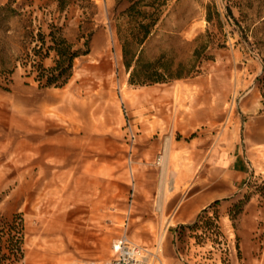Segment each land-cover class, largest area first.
<instances>
[{"label": "rangeland", "instance_id": "rangeland-1", "mask_svg": "<svg viewBox=\"0 0 264 264\" xmlns=\"http://www.w3.org/2000/svg\"><path fill=\"white\" fill-rule=\"evenodd\" d=\"M9 1L23 8L0 15V224H22L17 264L107 260L123 234L163 264H264V0H169L144 57L199 71L145 85L122 60L125 0ZM52 21L77 48L91 32L90 51L65 85L39 87L29 31ZM239 150L252 174L233 186Z\"/></svg>", "mask_w": 264, "mask_h": 264}, {"label": "trees", "instance_id": "trees-1", "mask_svg": "<svg viewBox=\"0 0 264 264\" xmlns=\"http://www.w3.org/2000/svg\"><path fill=\"white\" fill-rule=\"evenodd\" d=\"M58 11H62L69 2L77 0H55ZM92 7H97L93 0H88ZM117 2L120 0H116ZM126 7L118 13V18L125 19L126 26H117V36L121 42L122 60L129 72L128 81L131 84L145 85L168 82L173 79L188 77L199 70L194 64L184 69L180 62L174 68V60L166 58L165 54L148 60L144 57V43L151 35L155 25L160 20L164 6L169 0H125ZM23 6L12 7L11 2L0 5V15H18ZM209 20V17H208ZM30 39L35 41L32 47L31 71L39 87H62L73 74L74 61L82 54L90 51L91 32L83 45L85 49L75 47L63 33V26L54 21L48 23L47 30L41 26L36 33L29 31ZM203 46L193 51L197 59ZM52 56V64L45 66L43 60ZM218 200H215L217 202ZM22 224L12 226L0 224V264H17L23 257Z\"/></svg>", "mask_w": 264, "mask_h": 264}, {"label": "built area", "instance_id": "built-area-1", "mask_svg": "<svg viewBox=\"0 0 264 264\" xmlns=\"http://www.w3.org/2000/svg\"><path fill=\"white\" fill-rule=\"evenodd\" d=\"M124 112L127 115L125 106ZM127 134L132 141L135 140V132L129 119L125 121ZM159 160V159H158ZM114 256L107 260H87L68 264H163L157 251H152L148 246L139 244L123 234L112 242Z\"/></svg>", "mask_w": 264, "mask_h": 264}, {"label": "crops", "instance_id": "crops-1", "mask_svg": "<svg viewBox=\"0 0 264 264\" xmlns=\"http://www.w3.org/2000/svg\"><path fill=\"white\" fill-rule=\"evenodd\" d=\"M246 158L242 154V150H239L236 154H233L232 156L229 155L227 157L226 161V169L229 172V178L227 179V182L231 183L233 186H235L236 181L243 182L245 180H248L251 177V167L245 160ZM200 200V199H199ZM213 200V198H212ZM211 200H208L207 202H203L200 200L201 204H196L195 208H193V211H190V215L193 217H196L199 213V211ZM186 206H188V203L184 202L183 205V211L186 209ZM185 208V209H184ZM182 210V209H181ZM258 211H250V213L245 214V219L249 218L251 220H254L255 217L258 215ZM186 211L182 212L180 215H185ZM188 214V216H189ZM252 233V229H250V235ZM166 253L169 255L171 254L170 247L166 246Z\"/></svg>", "mask_w": 264, "mask_h": 264}, {"label": "bare ground", "instance_id": "bare-ground-1", "mask_svg": "<svg viewBox=\"0 0 264 264\" xmlns=\"http://www.w3.org/2000/svg\"><path fill=\"white\" fill-rule=\"evenodd\" d=\"M169 145H170V139H167L165 142V146H164L165 164H164L163 176L165 175V171H166L167 157H168V153H169ZM163 181H164V179H163ZM164 185L162 186V189L160 191L162 197H163V195H165V186ZM159 250H160V246H159ZM64 264H68V263H64Z\"/></svg>", "mask_w": 264, "mask_h": 264}]
</instances>
